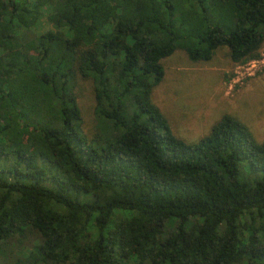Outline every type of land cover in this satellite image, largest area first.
<instances>
[{"label":"trees","instance_id":"obj_1","mask_svg":"<svg viewBox=\"0 0 264 264\" xmlns=\"http://www.w3.org/2000/svg\"><path fill=\"white\" fill-rule=\"evenodd\" d=\"M219 47L261 58L264 0H0V264H264V141L187 144L151 100Z\"/></svg>","mask_w":264,"mask_h":264},{"label":"rangeland","instance_id":"obj_2","mask_svg":"<svg viewBox=\"0 0 264 264\" xmlns=\"http://www.w3.org/2000/svg\"><path fill=\"white\" fill-rule=\"evenodd\" d=\"M162 81L152 90L172 133L187 144L197 143L224 115L243 123L258 142L264 141V50L256 62L235 65L226 47L207 62H192L182 51L161 61ZM78 104L83 129L94 126L90 81H79Z\"/></svg>","mask_w":264,"mask_h":264},{"label":"built area","instance_id":"obj_3","mask_svg":"<svg viewBox=\"0 0 264 264\" xmlns=\"http://www.w3.org/2000/svg\"><path fill=\"white\" fill-rule=\"evenodd\" d=\"M252 62H256V61H252Z\"/></svg>","mask_w":264,"mask_h":264}]
</instances>
